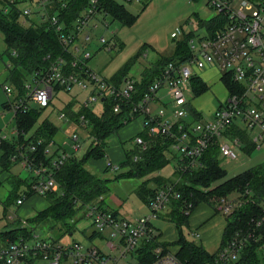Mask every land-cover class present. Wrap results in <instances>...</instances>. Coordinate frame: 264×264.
<instances>
[{
	"label": "built area",
	"instance_id": "1",
	"mask_svg": "<svg viewBox=\"0 0 264 264\" xmlns=\"http://www.w3.org/2000/svg\"><path fill=\"white\" fill-rule=\"evenodd\" d=\"M56 1L64 7L68 0ZM88 1L89 7L75 22V33L65 34L57 16L48 14L47 9L52 0H0V11L6 14L16 7L21 23L33 20L37 14L35 12L43 16L46 14L44 20L57 33L65 52L72 57L70 64L63 58H57L44 73L35 72L31 80L26 82V98L39 107L48 106L53 98L54 83H59L66 90L75 87L88 91L87 97L81 102L83 106L108 99L112 102L115 113L119 112L122 104L130 102L137 94L136 82L139 80L124 76L118 84H114L88 68L86 63L91 57L90 52L83 46L74 44L88 23L99 15L95 8L96 0ZM203 1L208 9L215 11V15L207 21L216 20L203 26L196 24L195 30H192L193 35L188 40L190 57L183 62L170 61L161 66L154 80L132 103L135 115L131 113V117L141 118V135L135 136V145L140 150L148 147L149 143L142 137V133L150 137H162L168 142L167 151L173 150L179 155L178 169L181 172L201 167L199 159L211 145L217 146L219 157L236 159V148L241 146V142L238 137L232 136L231 127L249 132L250 140L257 148L262 145L260 141L264 143V0ZM92 28L96 29L97 25L94 24ZM187 33L189 31L183 33L181 29H177L170 36L176 38ZM84 40L89 41V36ZM99 41L104 45L103 37ZM67 66L78 67L84 76L65 71ZM209 67L217 68L222 82L224 83V79L228 80L233 86L228 87L224 83L227 98L218 104L211 117L204 119L196 116L194 119L189 111L192 100L191 78L195 76L202 79L194 70L202 71ZM0 85L7 100L12 102L10 85ZM10 105L13 114L19 109H27L24 99L13 101ZM62 117H65L64 114H60V118ZM80 118L83 119L82 116ZM6 138L7 135H0V140ZM71 138L70 148L72 152H76L81 147L80 140L75 132L71 134ZM34 150L35 146L31 145L30 152ZM68 157L69 154L61 153L51 161L52 168L32 166L30 158L21 152L13 156L12 160L18 159L25 168L32 166L30 191L44 195L56 185L52 169H57ZM138 159L139 156L134 157V160ZM107 167L113 171L118 169V166L111 163H107ZM177 183L178 180H175L173 184L157 189L146 203L148 214L132 220L119 217L99 204L86 207V217L94 227L93 232L104 240L107 250L117 252L116 256L103 254L100 247L95 245L42 238L31 230L27 238L0 241V264H117L126 255L135 254L142 245L158 242L152 221L169 211L171 199L182 198L181 193L176 190ZM24 196L25 194H21L16 200L17 205L23 203ZM184 202V213L188 215L192 203ZM241 204L240 201L233 202L220 197L213 207L228 216ZM263 221L264 215L251 220L255 228L260 227ZM20 226L28 227L27 221L21 220ZM253 229L236 233L215 256V262L228 264L237 261L242 245L252 239ZM104 232L106 237L101 235ZM152 254L153 260L149 264H185L174 253L164 252L161 245H155Z\"/></svg>",
	"mask_w": 264,
	"mask_h": 264
},
{
	"label": "trees",
	"instance_id": "2",
	"mask_svg": "<svg viewBox=\"0 0 264 264\" xmlns=\"http://www.w3.org/2000/svg\"><path fill=\"white\" fill-rule=\"evenodd\" d=\"M146 6L147 4H143L141 11ZM88 7V0H68L64 7H61L56 0H52L47 10L49 15L54 14L57 16L59 23L63 25V33L70 34L75 33V22ZM95 8L98 14L109 17L121 26H132L138 16V14L135 15L129 12L124 4L116 0H96ZM38 18L39 20L33 19L28 25H23L18 19L16 7L10 9L9 13L6 14L0 11V32L3 35V41L6 45L5 52L8 56L7 83L12 88L13 94L11 101L16 102L18 99H24L27 108L25 111L19 109L14 115L15 133L6 139L0 140V166L4 170H8L12 164L16 163L15 161L18 159L13 161L12 157L18 152L26 154L34 167L39 165L51 167L53 159L61 153H67L65 151L58 153L57 149L48 154L46 149L50 146L58 127L47 117L41 119L45 111L49 113L57 109L54 103L58 93L65 92L64 87L59 83L53 84V98L47 107H39L26 98L25 84L31 80L35 72L44 73L49 64L57 58H63L67 64L72 61L71 55L65 52L59 42L57 33L44 20L43 14L38 15ZM215 20L210 19L207 21L197 18L199 26L210 24ZM192 35L193 33L189 32L176 40L172 55L157 60L144 73L142 78L136 82L137 94L133 97L134 99L122 104L119 112H113L112 102L108 99L99 101L102 109L98 113L93 111L91 104L83 106L73 100L60 110L65 119L74 124L76 131L82 133L83 139L76 133L78 140L80 142L87 140V142L81 143L80 149L71 153L57 169H52L56 185L43 195L48 205L37 211L33 217L27 219L28 227L18 226L0 231V241H15L20 236L27 238L34 230L33 225L43 221H52L55 224L62 223L64 225L63 222L81 211L83 206L99 199V197L104 198L108 194V180L90 172L86 168L87 160H100L105 157L107 139L134 119V117H131L132 114L135 115L132 112V103L145 90L146 86L154 80L160 67L167 62H183L190 57L188 40ZM129 68L130 64H126L110 78V81L118 84L119 80L127 74ZM65 71L84 76L78 67L67 66ZM224 83L228 87L232 85L231 82L225 79ZM190 85L192 90L191 99L199 97L208 90L207 84L199 77L193 76ZM9 102V100H5L1 104L2 108L10 110L12 102ZM189 111L194 119L196 116L199 117L191 104ZM81 116L83 119L80 118ZM38 120H40L39 123H37ZM235 130V127H231V133L236 132ZM244 132V130H241L238 134L245 144V150H254V144L247 140ZM142 137L148 141V147L145 150H140L138 146H135L133 149L126 151L125 158L119 165L122 172L118 173L115 179H142L136 193L148 201L157 189L173 184L174 181L159 175L144 179V177L164 168L169 164V159L166 156L167 140L160 136L150 137L144 133H142ZM31 145L35 146V150L30 152ZM85 146H87L85 152L79 157V151ZM135 156H139V159L134 160ZM199 160L201 163L199 168L181 172L178 166L175 167L173 173L176 180H178L176 190L181 193L182 198L192 203L193 208L204 202L206 196L213 193L223 196L236 194L243 203L231 214L225 216L226 226L223 231L221 248L226 246L236 233L240 234L247 229L252 230L254 228L253 237L242 245L238 260L228 264H264V221L257 228L251 222L252 219L254 221L264 215V162L226 179V171L219 164V152L216 145L209 146ZM32 166L26 168L31 171ZM107 169L109 168L107 167ZM30 180H33V177ZM149 182H152L154 187H149ZM29 183V179L22 180L16 176L11 177V190L3 202L5 209L13 202L16 203L21 194H25L24 198L32 195V191H30L31 183ZM1 185L2 181H0ZM21 185H25L28 191L18 192ZM208 187H211V189L206 193L201 191V189ZM182 198L171 199L169 211L159 216L173 222L179 229L180 235L176 242L179 249L175 255L185 264H217L215 255H208L201 247L187 241L182 236V227L186 226L188 217L183 213L185 200H182ZM101 202L102 199L98 201L99 205ZM96 236V233L92 231L88 238L93 240ZM155 245L161 244L150 242L138 248L136 250V264H149L152 262V250ZM162 247L166 252V248Z\"/></svg>",
	"mask_w": 264,
	"mask_h": 264
},
{
	"label": "rangeland",
	"instance_id": "3",
	"mask_svg": "<svg viewBox=\"0 0 264 264\" xmlns=\"http://www.w3.org/2000/svg\"><path fill=\"white\" fill-rule=\"evenodd\" d=\"M116 1L124 4V6L135 15L138 14L134 24L130 27L121 26L118 22L111 20L109 17L99 14L88 23L87 27L81 32L74 43L77 46H83L86 51L90 52L91 57L89 60H87L86 65L93 71L99 73L101 76L109 80L126 64H130V68L128 69V72L125 76H129L136 80L139 79L140 75H142L141 73L152 63H155L157 60L166 58L168 55H170L172 53L175 41L185 35L181 34L176 38H172L170 36L172 32H175L177 29H181L183 33H186L187 31L192 32L193 26H195L196 24L198 25L197 18L209 19L215 15V11L208 9L203 0H133L134 5L132 3L130 4L129 0ZM136 2L138 4H136ZM145 3H147V6L143 9V11H140L141 7H143V4ZM35 13L37 14H35V17H33V19L39 20L38 12ZM40 15L41 14H39V16ZM44 17L46 18V14H44L43 18ZM21 24L28 25V23ZM94 24L97 25L96 29L92 28ZM86 34L89 36L88 42H85L84 40V36ZM101 37L105 39L104 45H102L99 41ZM5 48L6 45L3 41V35L0 32V62H3L6 65L8 64V56L5 52ZM204 70L194 71L202 79H211L206 75H204L203 77ZM4 77L5 76L0 77V84L5 83ZM216 77L219 78V75L216 74ZM210 85L211 86L209 87L208 92L202 97L196 98L194 101L202 106V110L204 112L209 109L211 110L212 108L215 110L218 106V103L223 102L227 98V93L224 91V88L220 86V84ZM230 86L232 87L233 83ZM64 90L65 92L62 93V95L59 94L60 96L66 98L69 97V95L80 96L81 94L83 95L82 101L87 97L89 93L88 91L85 92L75 87L71 90H66L64 88ZM5 100H7V96L0 85V129L3 133L10 134L11 126H7V124H5V121L10 118L11 113L1 106V104ZM82 101H80V104ZM91 105L93 111L96 113H98L102 109L99 101L92 103ZM213 106H215V108ZM57 109L51 111L54 113L49 116V119L56 118ZM213 109L212 111H214ZM46 113L48 112L45 111L42 114L41 119L44 118ZM60 114L63 113L61 112ZM203 116L205 117L204 119H206L208 115L204 114ZM136 120L141 123L140 117L136 118ZM39 121L40 120H38L37 123H39ZM10 125H14V123L11 122ZM72 133L74 132L68 133L69 143H72ZM134 138L135 135H133L130 139L122 142H119L118 140L119 149L122 151H129L133 149L136 146L134 143ZM111 141V137L107 139L105 147V157L101 160L102 162L100 161L103 165L106 164L108 159H110L107 156V151L111 148ZM83 142L85 143L87 142V140L81 141L80 144ZM259 143H262L261 147L255 148L251 151L248 149L245 150L244 143H241L242 147L236 148V159L229 160L222 156L219 157V164L221 168L226 171V179L231 178L249 168H252L264 162V143L261 141ZM86 148L87 146L81 148L78 153L79 157L83 155ZM166 156L169 159V164L159 170V172L161 174H168L169 176L167 177V179L175 181L176 177L173 171L175 167L178 166L179 155L176 154V152H174L173 150H166ZM100 162L97 163L101 164ZM111 164L118 166L119 170L113 171L109 168V170L107 171L101 170L98 172V170L94 169L93 167H89L88 164H86V168L98 177L108 180L107 187L109 188V192L104 197L105 200L109 201L111 198L121 199L123 200L122 202L124 203V206L128 211L130 210L136 212L138 208L141 211L143 209V207H140L141 201L135 193L131 192L133 189L132 187L138 185L141 182V179H115V176L118 173L122 172V170L119 168L120 163L117 162V160ZM27 171L22 169L18 173L21 177H23L29 174ZM145 178L146 177H144V179ZM152 185L153 183L151 182L150 186ZM209 189H211V187L203 188L201 189V191L203 192V190H206L204 192L206 193ZM7 193L8 185L6 184V182H4L2 187L0 188V230H8L20 226L21 220L27 221V219L34 216L37 211L43 209L48 205L44 196L41 195L42 197L40 199H31L29 201L27 200L22 208L21 206L17 207L16 203L13 202L8 206L6 213L4 214L3 202L7 196ZM220 197L231 199L233 200V202H242L238 199V196L236 194L223 196L213 193L209 196H206L204 203L215 206ZM104 198L99 197V199L83 206V209H81V211L76 213L73 217L66 219L63 222L65 223L64 225H62V223L55 224L52 221H43L34 224V232L37 236L42 238H50L62 241H78L83 245H95L97 247H100V250L103 254L110 257L116 256V251L111 252L101 246L100 238L98 236H96L93 240L88 238L94 230V227L90 225V220L86 217L85 209L88 205L96 206V204H99L98 201H100L101 199L102 202L99 206L104 207ZM32 200H35L33 201V204H31ZM182 200H185V198H182ZM26 207H30V210H28V212L23 211V208ZM7 216L12 217V219H7ZM69 231H71V233H69ZM101 235L104 236L105 232ZM118 264H135V258L133 254L126 255L119 261Z\"/></svg>",
	"mask_w": 264,
	"mask_h": 264
},
{
	"label": "crops",
	"instance_id": "4",
	"mask_svg": "<svg viewBox=\"0 0 264 264\" xmlns=\"http://www.w3.org/2000/svg\"><path fill=\"white\" fill-rule=\"evenodd\" d=\"M129 2H130V4L131 3L133 4V0H129ZM136 4H138V3L136 2ZM145 4H147V3H145ZM142 8L143 7H141L140 11L142 10ZM204 20H207V19H204ZM192 29L195 30V26H193ZM86 36H87V34L84 37H86ZM174 47H175V43L173 46L172 53L174 51ZM172 53L170 55H168L167 57L171 56ZM155 63H152L148 68H146L141 73L142 75H140L139 79H137V80H140L142 78V76L144 75V73L147 72V70L150 69ZM88 68H90V67H88ZM216 74L219 75V78L216 77ZM204 75L211 78V79H205V78L202 79L207 84L208 90H209V87L211 86L210 84H220V86L222 88H224V91L227 93V90L225 88V84L222 82V79L220 77V72L218 71L217 68H215V67L206 68V70H204V72H203V77H204ZM1 76H5L4 82L7 83L8 64L5 65L3 62H0V77ZM208 90L205 93H203L202 95H200L199 97H202L203 95H205L208 92ZM62 93H64V92L58 93L57 99L55 100V103H54L55 106L58 108L56 111V118L55 119H49V116L54 112L46 113V115L44 116V117H47L50 121H52L53 124H55L58 127V130L55 133V135L53 136V140L50 143V146H48L46 149V150H48V154H50L51 152L58 149V153L65 151V152H67V154L70 155L72 153V150L70 148V143L68 141V139H69L68 133L69 132H77L74 124L71 121L65 119V117L60 118L59 115L61 113L60 110L62 108H64V106L66 104H68L70 101L73 100L77 103H80V101H82V99H83V95H81L79 92L80 96L69 95V97L65 98V97L59 95V94L62 95ZM199 97H196V98H199ZM196 98L191 100V105H192L193 109L195 111H197L196 113L199 115V117L205 118L203 116L204 114L208 115L207 118L211 117L210 115L213 112L212 111L213 108L211 110L209 109L206 112H204L202 110V106L199 103L194 102ZM219 98H221V97H219ZM215 106H213V107L215 108ZM5 110H8L11 113L10 118H8L7 121H5V124H7V126H11L10 134L3 133L1 131V129H0V131H1V134H3V135L11 136L12 134H14V130H15L14 125H10L11 122L14 123V116H13L14 114L9 109H5ZM235 131L236 132L232 133V136L238 137L240 139V142L244 143L241 140L240 135L238 134L241 130L236 129ZM140 132H141L140 122L136 119L131 120L130 122L125 124L123 127H121L115 134L110 136L112 138L111 148L108 149V151H107L108 152L107 156L110 159L107 160L106 164L103 165L101 163L102 162L101 160L103 158L100 160L89 159V160H87L86 164H88L89 167H91V168L93 167L94 169L98 170V172H99L101 170H103V171L109 170V169H107V163H113L116 160H117V162L122 163L124 158H125V152L126 151H122L119 149L118 140H119V142L125 141L127 139H130L133 135H135V136L138 135ZM244 133L246 134L247 140L249 142H251V140H250L251 134L249 132H244ZM77 134L82 139L84 138L81 135L82 133L77 132ZM240 147H242V145ZM255 148H257V147H255ZM15 162L16 163L12 164V166H10V168L8 170H4L0 166V181H2V185L4 182H6V184L8 185L7 195L9 194V192L11 190V177L12 176H16L22 180L29 179L30 183L32 181L30 179H31V177H33V173H32V171L29 170V168L27 169V168L23 167L22 164H20L18 161H15ZM97 162H100L101 164H98ZM22 169L25 171L28 170L27 172L29 174L21 177L18 172ZM152 175L153 176L159 175V176H162L166 179L169 176L168 174H161L158 171V172H155V173L147 176L145 179H149V178L153 177ZM124 179H130V178H124ZM141 182H142V179H141ZM140 183L138 184V182H137L138 185H136L135 187L133 186L132 187L133 189L131 192L135 193L136 196L141 201L140 207H143V209L141 211L139 210V208L138 209L136 208L137 209L136 212L130 211V210L128 211L125 208L124 203L122 202L123 200L116 199V198H111L109 201L105 200V198H104V204H105L104 207L113 211L117 216L125 218V219H129V220H132V219L137 218L139 216L148 214V209L146 206L147 200L140 197L136 193ZM2 185L0 186V188L2 187ZM149 187H154V184L152 186H150V182H149ZM25 191H28V188L25 185H21L18 189V192H20V193L25 192ZM41 197H42L41 195H38V194H35L32 192V195H30L29 197H26L21 205H17V204L16 205H17V207L21 206V208H22L27 200L29 201L31 199H40ZM5 200H6V198H5ZM33 201H35V200H32L31 204L34 203ZM7 208L5 209L3 207L4 214L6 213ZM23 209H24L23 210L24 212H28V210H30V207L29 208L26 207ZM40 210H42V209H40ZM7 219L11 220L12 217L7 216ZM152 224H153V227L155 228V233H156L158 243H160L162 246H164L166 248L167 252H171V253L176 254L178 249H179V246L176 243L178 241L179 235H180L178 227L173 222L168 221V220L161 218V217H158L157 219L153 220ZM225 226H226V217L221 212H218L213 207V205H209L207 203L202 202V203H199L196 207H194L189 212L188 217H187V221H186V226L182 227V236L187 241L193 243L194 245H196L198 247H201L208 255H215L216 256L218 254V252L221 250V242H222V236H223V231L225 229ZM0 231H2V230H0ZM103 237H106V235H104ZM100 242H101V246L104 249H106L104 246V240H102L100 238ZM109 251H111V250H109ZM111 252H113V251H111ZM133 256L135 258V264H136L137 254L135 253V254H133Z\"/></svg>",
	"mask_w": 264,
	"mask_h": 264
}]
</instances>
